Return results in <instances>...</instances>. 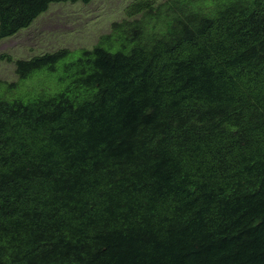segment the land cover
<instances>
[{"label": "trees", "instance_id": "trees-1", "mask_svg": "<svg viewBox=\"0 0 264 264\" xmlns=\"http://www.w3.org/2000/svg\"><path fill=\"white\" fill-rule=\"evenodd\" d=\"M89 1L0 0V40ZM122 13L0 80V264H264V0Z\"/></svg>", "mask_w": 264, "mask_h": 264}, {"label": "rangeland", "instance_id": "rangeland-1", "mask_svg": "<svg viewBox=\"0 0 264 264\" xmlns=\"http://www.w3.org/2000/svg\"><path fill=\"white\" fill-rule=\"evenodd\" d=\"M134 1L90 0L88 3L51 4L29 27L0 40V80L18 85L19 77L13 62L16 59H28L60 48H92L102 35L111 32L112 22L120 21L124 17L123 9ZM161 1L165 0H155ZM37 81L42 84L45 79L33 80ZM33 82H27V85L24 82L21 88L24 91L20 93L29 95L26 89L33 91ZM46 86L52 87L49 83Z\"/></svg>", "mask_w": 264, "mask_h": 264}, {"label": "bare ground", "instance_id": "bare-ground-1", "mask_svg": "<svg viewBox=\"0 0 264 264\" xmlns=\"http://www.w3.org/2000/svg\"><path fill=\"white\" fill-rule=\"evenodd\" d=\"M42 77H44V76H42ZM46 78V76L43 78V79H45ZM40 80V79H39Z\"/></svg>", "mask_w": 264, "mask_h": 264}]
</instances>
